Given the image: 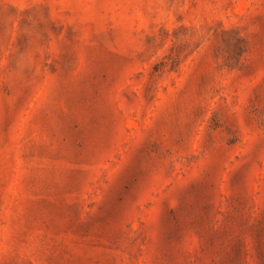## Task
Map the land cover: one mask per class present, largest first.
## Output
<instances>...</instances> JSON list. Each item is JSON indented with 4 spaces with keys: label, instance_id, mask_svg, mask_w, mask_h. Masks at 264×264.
<instances>
[{
    "label": "rangeland",
    "instance_id": "1",
    "mask_svg": "<svg viewBox=\"0 0 264 264\" xmlns=\"http://www.w3.org/2000/svg\"><path fill=\"white\" fill-rule=\"evenodd\" d=\"M0 264H264V0H0Z\"/></svg>",
    "mask_w": 264,
    "mask_h": 264
}]
</instances>
